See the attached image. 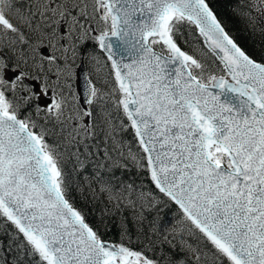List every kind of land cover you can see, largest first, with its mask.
I'll return each mask as SVG.
<instances>
[{"label":"snow or ice","instance_id":"1","mask_svg":"<svg viewBox=\"0 0 264 264\" xmlns=\"http://www.w3.org/2000/svg\"><path fill=\"white\" fill-rule=\"evenodd\" d=\"M217 2L0 0V264H264V0L258 51Z\"/></svg>","mask_w":264,"mask_h":264},{"label":"trees","instance_id":"2","mask_svg":"<svg viewBox=\"0 0 264 264\" xmlns=\"http://www.w3.org/2000/svg\"><path fill=\"white\" fill-rule=\"evenodd\" d=\"M237 0H218L214 5L221 12L229 15L230 26L233 34L236 35L242 44L248 47L250 50L258 51L260 48L262 38L258 34H253L250 30H246V25L241 23L238 18L230 15L231 7L236 4ZM169 220L172 219V215H169Z\"/></svg>","mask_w":264,"mask_h":264}]
</instances>
